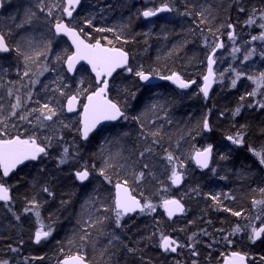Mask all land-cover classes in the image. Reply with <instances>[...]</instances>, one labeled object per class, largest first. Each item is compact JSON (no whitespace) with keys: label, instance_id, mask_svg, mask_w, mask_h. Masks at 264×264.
I'll return each mask as SVG.
<instances>
[{"label":"trees","instance_id":"trees-1","mask_svg":"<svg viewBox=\"0 0 264 264\" xmlns=\"http://www.w3.org/2000/svg\"><path fill=\"white\" fill-rule=\"evenodd\" d=\"M1 1L0 32L10 52L0 54V139L29 136L47 152L9 179L0 173L11 190L0 204V264H57L71 254L91 264H219L233 251L264 264V235L257 242L250 237L261 219L264 224V170L244 152L250 144L264 154V110L256 108L264 105V0H84L74 28L88 42L131 56L109 91L124 120L87 142L80 139L78 116L64 107L96 83L85 68L79 79L65 71L71 50L53 31L64 19V0ZM164 5L172 13L141 18L143 7ZM230 31L263 40L256 61L263 75L245 77L236 88L214 86L205 101L206 56ZM15 71L35 84L27 106L15 90ZM140 73H177L192 84L183 90L144 85ZM209 145L213 164L201 171L192 155ZM84 168L92 178L80 185L74 172ZM175 174L183 179L178 190L171 187ZM115 181H125L143 200L141 213L116 211ZM169 193L187 206L186 215L171 222L161 208ZM164 236L182 244L176 255L161 252Z\"/></svg>","mask_w":264,"mask_h":264},{"label":"water","instance_id":"water-1","mask_svg":"<svg viewBox=\"0 0 264 264\" xmlns=\"http://www.w3.org/2000/svg\"><path fill=\"white\" fill-rule=\"evenodd\" d=\"M83 0H65V19L55 23L53 30L56 36L64 38L71 52L67 56L64 68L69 77L75 78L82 68H86L95 80L97 88L89 93L83 103L80 98L71 95L65 102V111L68 115L79 114L80 135L82 141H87L96 130L107 123H116L124 115L121 107L111 99L109 95L110 82L115 75L129 65L128 53L119 47H110L96 42L86 41L79 32L69 23L75 12L81 7ZM2 11V1L0 0V14ZM171 13L169 6H160L155 11L144 12L145 19H152ZM10 47L5 37L0 32V54L8 55ZM215 52L209 57L208 67L203 76L201 93L205 101L209 100L216 75L214 73ZM140 81L145 84H155L158 82H170L180 88H187L190 82L182 80L178 75L166 77H152L142 74ZM47 152V148L41 145L35 138L15 135L11 138L0 139V173L3 180L9 179L19 169L28 163L37 162ZM213 158V147H204L196 150L192 155V162L201 171L208 170ZM78 183L85 184L90 178L88 170L75 172ZM182 179L178 176L174 181V188L182 185ZM11 198V190L7 185L0 183V204L6 203ZM115 209L122 212L124 216L141 213L144 209L140 198L132 194L129 187L118 184L114 187ZM184 206L178 200H170L165 203L164 214L171 222L183 215ZM264 235V225L259 226L253 233V241H258ZM171 238L162 241V249H170L176 253L180 245ZM248 257L237 251L231 252L224 258L222 264H248ZM60 264H91L82 256L75 254L62 259Z\"/></svg>","mask_w":264,"mask_h":264},{"label":"rangeland","instance_id":"rangeland-1","mask_svg":"<svg viewBox=\"0 0 264 264\" xmlns=\"http://www.w3.org/2000/svg\"><path fill=\"white\" fill-rule=\"evenodd\" d=\"M229 33V32H228ZM224 40V47L221 52L215 58L216 66H215V74H216V82L215 87L219 90L222 86H225L224 83L232 84V88H236L238 84L242 81V70L247 69L250 70L252 67V60L254 61L257 51H259V45L262 44V39L251 37L249 39L244 38L240 33L237 32H230L228 36H225ZM15 78L18 80L16 83L19 86H15V90L19 91L20 94L23 95V100L25 106L28 104L27 97L31 94L29 93L30 90L32 91L33 80H29L30 78H26V75L21 76L20 72L15 71ZM77 79L79 76L77 75ZM232 82V83H231ZM234 85V86H233ZM262 82H259L258 86L253 87L254 93H260L259 90L261 88ZM263 93V92H261ZM28 109L29 106H28ZM29 137V136H28ZM31 138V137H30ZM180 174H175L172 178L173 181L179 176ZM166 202H162L161 208L164 212ZM264 215V214H263ZM260 224H263V219L260 220ZM260 225V226H261ZM256 228H252L250 231V237ZM42 234L43 231H41ZM165 237V236H164ZM160 239V242L164 238ZM159 242V244H160Z\"/></svg>","mask_w":264,"mask_h":264},{"label":"bare ground","instance_id":"bare-ground-1","mask_svg":"<svg viewBox=\"0 0 264 264\" xmlns=\"http://www.w3.org/2000/svg\"><path fill=\"white\" fill-rule=\"evenodd\" d=\"M65 1V0H64ZM84 1V0H83ZM83 1H82V3H83ZM81 6H82V4H81ZM81 8V7H80ZM79 8V9H80ZM64 9H65V3H64ZM170 9H171V13H172V8L170 7ZM156 10V8H150L149 6H145V7H143L142 9H141V12H140V15H141V18L143 19V20H145V21H151V20H155V19H157V18H161V17H164L165 15H163V16H159V17H156V18H152V19H145V17H144V12H146V11H151V12H153V11H155ZM63 14H64V11H63ZM65 16V15H64ZM61 21V20H60ZM60 21H57L56 23H59ZM55 25V24H54ZM54 25H53V27H54ZM77 30V29H76ZM54 31V30H53ZM78 31V30H77ZM79 32V31H78ZM230 32H232V31H230ZM79 34H80V32H79ZM81 35V34H80ZM223 39V40H222ZM247 39H249V38H247ZM224 40H225V38H221V39H219V40H217L216 42H215V45L212 47V49H211V51L207 54V56H206V60H205V72H206V69H207V67H208V61H209V57H210V54L212 53V52H215V55H214V61H215V58H216V56H217V54L219 53V52H221L222 50H223V47H224ZM99 43H101V44H104V43H102L101 41H98ZM104 45H107V44H104ZM107 46H110V47H115V46H111V45H107ZM261 51V49H260V47H259V51H257V54H256V57H255V59H254V61L252 60V68L250 69V70H247V69H243L242 70V77L243 78H245V77H251V78H253V74H255V73H258L257 74V76H261V75H263V74H260V72L263 70V66L262 65H259V64H256V61L258 60V54H259V52ZM127 52V51H126ZM128 53V55H129V63H130V60H131V56H130V54H129V52H127ZM215 66H216V61H215ZM129 68V65H128V67L126 68V69H124L123 71H126L127 69ZM83 69V68H82ZM86 69V68H85ZM81 71V70H80ZM80 71H79V73H80ZM123 71H121V72H123ZM78 73V74H79ZM120 73V72H119ZM214 73H215V67H214ZM77 74V75H78ZM118 74V73H117ZM116 74V75H117ZM142 74H148V75H151V74H149V73H140L139 75H138V80L140 81V76L142 75ZM205 74V73H204ZM115 75V76H116ZM172 75H178L182 80H184L179 74H177V73H173V74H171V75H167V76H172ZM216 75V74H215ZM92 76V75H91ZM152 77H166V76H153V75H151ZM204 76V75H203ZM203 76H202V78H201V83H200V92H201V86H202V84H203V81H202V79H203ZM184 81H186V80H184ZM141 82V81H140ZM188 82V81H187ZM262 82V81H261ZM111 83V82H110ZM142 83V82H141ZM158 83H161V82H158ZM158 83H155V84H150V85H156V84H158ZM164 83H170V82H164ZM191 83V82H190ZM232 83V82H231ZM142 84H144V85H148V84H145V83H142ZM171 84V83H170ZM192 84V83H191ZM173 85V84H172ZM175 86V85H174ZM191 86V85H190ZM189 86V87H190ZM263 85H261V87H262ZM175 87H177L178 89H187V88H189V87H187V88H180V87H178V86H175ZM96 90V88L93 90V91H95ZM93 91H91V92H93ZM109 91H110V87H109ZM90 92V93H91ZM263 93H264V91H263ZM89 94V93H88ZM87 94V95H88ZM202 94V93H201ZM73 95H75L77 98H80L81 99V102L83 103V101H84V99H85V97L87 96V95H85V96H83L82 97V95H81V92L80 91H78V92H76V93H74ZM110 95V94H109ZM210 95H211V93H210ZM203 96V95H202ZM210 97V96H209ZM203 98H204V96H203ZM205 100V99H204ZM256 108L257 109H261L260 111H263L264 110V105L263 106H260V105H258V106H256ZM64 111H65V107H64ZM123 111V110H122ZM65 113H66V111H65ZM67 114V113H66ZM68 115V114H67ZM69 116H74V115H69ZM75 116H78V118H79V114H76ZM125 116H126V114L124 113V115L121 117V119H119V121H117L116 123H107V124H105V125H103L101 128H99L98 130H96L94 133H96L97 131H99L100 129H102L104 126H106V125H114V124H117V123H119V122H121V121H123L124 120V118H125ZM79 127H80V122H79ZM79 133H80V128H79ZM80 139H81V135H80ZM90 139V138H89ZM88 139V140H89ZM87 140V141H88ZM81 141H82V139H81ZM87 141H82V142H87ZM250 144H248V145H245V149H244V152L246 153V154H249L250 156H252V157H256V160H257V163L259 164V166L261 167V169L262 170H264V154L263 155H261V153H260V151H259V149H258V147H257V145H255V146H249ZM44 146V145H43ZM209 146H212V145H209ZM209 146H206V147H209ZM46 147V146H45ZM213 147V146H212ZM256 147V148H255ZM47 148V147H46ZM258 151H257V150ZM213 155H214V150H213ZM212 164H213V158H212V161H211V164H210V166H209V168L208 169H210L211 167H212ZM81 170H85V168L84 169H81ZM81 170H77V171H81ZM86 170H88V169H86ZM77 171H75V172H77ZM89 171V170H88ZM75 172H74V177H75ZM90 172V171H89ZM91 178H92V174H91V172H90V178H89V180L87 181V182H89L90 180H91ZM75 179H76V177H75ZM181 179H182V177H181ZM77 181V180H76ZM182 181H183V179H182ZM78 182V181H77ZM86 182V183H87ZM85 183V184H86ZM80 184V183H79ZM118 184H122V185H124V186H127V187H129V189H130V191L132 192L133 191V189L130 187V186H128L127 185V183L125 182V181H122V182H113V195H114V187L116 186V185H118ZM182 184H183V182H182ZM80 185H84V184H80ZM182 186V185H181ZM181 186H179L177 189H175L174 188V185H173V183L171 182V187L173 188V190H178ZM132 194H133V192H132ZM165 194V192H162V195H164ZM134 195V194H133ZM137 197V196H136ZM139 198V197H138ZM166 199H164L165 201L164 202H167V201H170V200H178V201H180L181 202V204L184 206V210H183V215L181 216V217H179L178 219H180V218H182V217H184L185 215H186V213H187V206H186V204L183 202V200H182V198L181 197H177V196H175V194H168L166 197H165ZM264 198V197H263ZM141 199V198H140ZM141 201H142V203H143V207H145V204H144V202H143V200L141 199ZM144 210V209H143ZM117 212H119L122 216H124L123 214H122V212H120L119 210H116ZM124 217H127V216H124ZM174 221V220H173ZM166 238H171V239H173L174 240V243H173V245H175V243H178L179 245H180V247L178 248V250L176 251V253H174V252H172L170 249H166V250H163L162 249V246H161V244H162V241L164 240V239H166ZM162 241L160 242V250H161V252L162 253H165V254H170V255H176L181 249H182V244L179 242V241H177V240H175L173 237H171V236H169V237H164L163 239H162ZM231 253V252H230ZM229 253V254H230ZM241 253V252H240ZM228 254V255H229ZM242 254H245V253H242ZM73 255H75V254H71V255H67V256H64V257H62V258H60L58 261H57V264H60V262L62 261V259H64V258H66V257H71V256H73ZM78 255H80V254H78ZM247 257H248V255L247 254H245ZM80 256H82V255H80ZM84 259H85V257L84 256H82ZM227 257V255H225L224 256V258H226ZM224 258L222 259V261L219 263V264H222L223 263V261H224ZM86 260V259H85ZM248 264H250V262H251V258H249L248 257ZM170 264H174V263H170Z\"/></svg>","mask_w":264,"mask_h":264},{"label":"flooded vegetation","instance_id":"flooded-vegetation-1","mask_svg":"<svg viewBox=\"0 0 264 264\" xmlns=\"http://www.w3.org/2000/svg\"><path fill=\"white\" fill-rule=\"evenodd\" d=\"M75 13H76V12H75ZM74 15H75V14H74ZM74 15H73V17H74ZM64 19H65V16H64ZM64 19H63V20H64ZM72 20H73V18L71 19V21H70L69 24H70L72 27H74V26L72 25ZM61 21H62V20H61ZM222 40H223V39H222ZM66 42H67V41H66ZM67 43H68V42H67ZM68 45H69V44H68ZM69 47H70V46H69ZM70 50H71V48H70ZM217 55H218V54H217ZM96 88H97V85H96ZM254 242H255V241H254ZM256 242H257V241H256Z\"/></svg>","mask_w":264,"mask_h":264}]
</instances>
